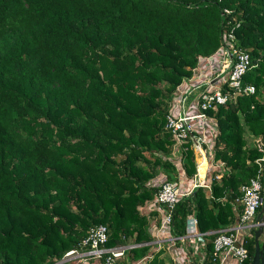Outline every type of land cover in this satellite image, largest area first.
<instances>
[{"label": "trees", "instance_id": "obj_1", "mask_svg": "<svg viewBox=\"0 0 264 264\" xmlns=\"http://www.w3.org/2000/svg\"><path fill=\"white\" fill-rule=\"evenodd\" d=\"M224 30L249 51L243 80L255 92L207 109L223 166L209 192L178 199L177 234L191 210L200 231L232 223L238 188L258 171L263 152L244 130L264 139V0H0V264H54L97 223L106 245L150 239L141 207L154 198L151 179L195 172L190 141L171 159L172 95ZM214 237L205 263L218 260ZM244 244L238 264L250 263L254 234Z\"/></svg>", "mask_w": 264, "mask_h": 264}, {"label": "built area", "instance_id": "obj_2", "mask_svg": "<svg viewBox=\"0 0 264 264\" xmlns=\"http://www.w3.org/2000/svg\"><path fill=\"white\" fill-rule=\"evenodd\" d=\"M251 64L249 51L239 46L232 30L222 32L220 45L213 53L198 56L197 62L191 67V74L183 78L176 87L166 115L165 127L171 133L174 141L173 151L178 152L179 157L184 150L183 143L190 141L194 154L196 155V148H199L206 158L205 124L201 122L195 127L192 119L207 118L211 119L209 122L214 127L212 147L208 151L209 157L213 159L217 125L207 109H216L218 105L235 100L238 95L255 92V85L243 80V75ZM194 89L196 93L190 102H194L196 110L189 112L186 105L189 101L186 98ZM250 135L254 146L263 154L257 159L259 168L256 175L238 188L236 200L241 204V210L235 220L217 230L213 238V253L218 259L215 264H228L226 261L228 257L234 258L235 264L246 259L248 249L244 241L254 234L257 227L255 218L262 204L264 139L261 134ZM150 183L156 187L154 198L151 200L152 208L160 213V217L149 232V240L106 245L109 230L105 224L97 223L89 228L75 247L65 251L55 264L70 261H75L76 264H152L154 254L160 250L161 264H209L204 262L206 232L199 230L195 210L187 214L182 233H174L173 228L174 209L178 199L189 195L200 186L207 187V184L197 174H194L186 184L180 176L168 179L165 175L154 178ZM142 244L149 245L148 251L133 259L132 249ZM172 250L176 252L172 253Z\"/></svg>", "mask_w": 264, "mask_h": 264}, {"label": "crops", "instance_id": "obj_3", "mask_svg": "<svg viewBox=\"0 0 264 264\" xmlns=\"http://www.w3.org/2000/svg\"><path fill=\"white\" fill-rule=\"evenodd\" d=\"M196 93V89L192 90L188 96H187V100L190 102V100L193 98L194 94ZM187 105V108H188V111L189 112H193L196 110V107H195V104L194 102H190ZM211 120V119H209ZM209 120L206 118L205 120H201L200 118H194L192 119V123L193 125L196 127V126H199L201 124V122H203L205 124V137H206V142L204 143V146H205V151L207 152V156L205 159H202L201 161H203L202 165L200 166V169H199V172H198V165H197V161H196V155L194 154V159H195V172L194 174H197L199 176L200 179H202L206 184H207V187L206 188V191L209 192L210 191V183H211V179L215 176L216 178H219V175H218V170L222 168V166L220 164H222V162L220 161H215L213 159H211L210 157V160L208 158V151L210 150V148L212 147V141H213V137H212V129L214 128L213 125L210 124ZM171 159L175 162V163H178V160H179V153L176 152L175 150L172 151V155H171ZM200 163V162H199ZM177 170H178V173L180 171L179 169V165H177ZM163 175H165V172L164 170H159V173H157V175L154 177V178H159V177H162ZM180 176V179H182V181L184 182V184L188 183V181H190L192 179L191 178H187L185 177L182 173L179 174ZM154 178H152L151 180H153ZM141 209L145 212V213H148L146 214L147 217H148V231L150 232L151 231V228L153 225L156 224L157 220L159 219L160 217V213L158 211H155L153 212V214L150 213V211H153L152 209V204H151V201H148L143 207H141ZM192 212V211H190ZM189 212V213H190ZM197 216V214H196ZM198 219V217H197ZM152 223H151V222ZM221 228H218V229H210V230H207V231H203V232H206V235L209 234V233H217V230H219ZM176 252V250H172V253ZM227 263L228 264H235V260L234 258L232 257H228L227 258ZM68 263H71V264H76L75 261H70ZM68 263H62V264H68Z\"/></svg>", "mask_w": 264, "mask_h": 264}, {"label": "water", "instance_id": "obj_4", "mask_svg": "<svg viewBox=\"0 0 264 264\" xmlns=\"http://www.w3.org/2000/svg\"><path fill=\"white\" fill-rule=\"evenodd\" d=\"M257 227L254 229V251L249 264H264V161L262 204L255 218Z\"/></svg>", "mask_w": 264, "mask_h": 264}, {"label": "rangeland", "instance_id": "obj_5", "mask_svg": "<svg viewBox=\"0 0 264 264\" xmlns=\"http://www.w3.org/2000/svg\"><path fill=\"white\" fill-rule=\"evenodd\" d=\"M172 97H173V95H172ZM171 102V101H170ZM244 136H245V139H246V145L248 146V147H252V146H254L255 144H254V141L252 140V138H251V135H250V132H248V130L247 129H245L244 130ZM208 158H209V156H208ZM212 159V158H211ZM209 160H210V158H209ZM263 237H264V235H263ZM60 260V259H59ZM58 260V261H59ZM55 264V263H54ZM68 264H71V263H68Z\"/></svg>", "mask_w": 264, "mask_h": 264}, {"label": "bare ground", "instance_id": "obj_6", "mask_svg": "<svg viewBox=\"0 0 264 264\" xmlns=\"http://www.w3.org/2000/svg\"><path fill=\"white\" fill-rule=\"evenodd\" d=\"M197 150V153L199 154V158H200V163L198 165V172H199V169H200V166L202 165L203 161H201L202 159H205L204 156L202 155L201 151L199 148H196ZM200 173V172H199Z\"/></svg>", "mask_w": 264, "mask_h": 264}]
</instances>
